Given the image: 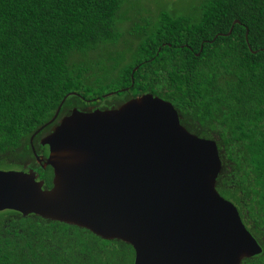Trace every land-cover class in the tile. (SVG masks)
I'll return each instance as SVG.
<instances>
[{
    "label": "trees",
    "instance_id": "1",
    "mask_svg": "<svg viewBox=\"0 0 264 264\" xmlns=\"http://www.w3.org/2000/svg\"><path fill=\"white\" fill-rule=\"evenodd\" d=\"M126 1L0 0V152L27 142L61 101L58 116L109 98L162 97L187 130L216 137V189L262 247L241 264H264V0L147 9L134 43L88 57L118 42ZM3 218L0 264H133V248L120 240L34 214Z\"/></svg>",
    "mask_w": 264,
    "mask_h": 264
},
{
    "label": "water",
    "instance_id": "2",
    "mask_svg": "<svg viewBox=\"0 0 264 264\" xmlns=\"http://www.w3.org/2000/svg\"><path fill=\"white\" fill-rule=\"evenodd\" d=\"M42 142L52 187L32 172L0 170V211L120 240L133 248V264H241L262 251L216 189V138L188 131L162 97L146 92L109 109L73 107Z\"/></svg>",
    "mask_w": 264,
    "mask_h": 264
},
{
    "label": "flooded vegetation",
    "instance_id": "3",
    "mask_svg": "<svg viewBox=\"0 0 264 264\" xmlns=\"http://www.w3.org/2000/svg\"><path fill=\"white\" fill-rule=\"evenodd\" d=\"M147 9H148L147 7L146 8L143 7L142 11L146 12L147 14L148 13ZM129 19L127 21L120 23V26L127 23ZM141 20H143V16H141L140 21ZM135 67H138V65ZM135 70L133 68L132 72H134ZM104 98H108V96ZM83 100L87 102L89 101L88 99H83ZM124 101H120L117 98H113V99L109 98V99H106V101H104V104H102L100 107H97L96 105L91 104V103H87V105H84V106L82 105V106H79L78 108L79 109H88V108L109 109V108L117 107ZM73 107H77V106H72V108ZM70 110L71 109H69L68 112ZM68 112L60 116L57 115L53 122L44 126L46 127L45 130H43L44 128L43 127L37 132V130L40 128L39 127L36 131H34L30 135L27 142H23L17 146H14L12 148L4 150L3 152H0V170L32 172L36 176V180L43 181V188L52 187L54 171H53V167L48 163V155L50 151L49 145L46 143H43L42 139L48 133H50L51 129L53 128L54 125H56L58 120L63 115L67 114ZM212 138H216V137L213 136ZM24 143H27V144H24ZM216 143H217V139H216ZM221 167H222V164H221ZM0 212H3L4 217H6V218H3V222H5L6 220H9V218L12 216H18V215L22 216V214L19 213L18 211L10 210V209H4V210H1Z\"/></svg>",
    "mask_w": 264,
    "mask_h": 264
},
{
    "label": "rangeland",
    "instance_id": "4",
    "mask_svg": "<svg viewBox=\"0 0 264 264\" xmlns=\"http://www.w3.org/2000/svg\"><path fill=\"white\" fill-rule=\"evenodd\" d=\"M197 1L198 0H127L121 10H127V15L130 17V21L119 28L122 35L118 42L112 45H106L105 47L101 46L95 51L90 52L88 57L106 59L105 57L109 52L114 54L117 50L125 49L131 43H134L136 41L134 25L140 22L141 16L147 15L146 12L142 11L143 7L151 9L152 12L150 14H153L154 10L157 8L181 14L192 11ZM76 58L81 59L83 56L76 55ZM111 63L113 62L103 60L102 65H110Z\"/></svg>",
    "mask_w": 264,
    "mask_h": 264
}]
</instances>
